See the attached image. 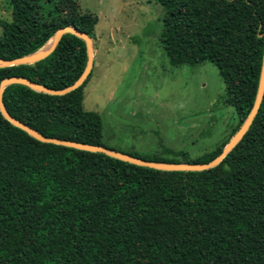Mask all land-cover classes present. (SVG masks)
<instances>
[{"label":"trees","instance_id":"16d2710c","mask_svg":"<svg viewBox=\"0 0 264 264\" xmlns=\"http://www.w3.org/2000/svg\"><path fill=\"white\" fill-rule=\"evenodd\" d=\"M149 1L165 10L161 44L171 65L214 64L225 83V103L238 115L228 140L185 162L209 163L254 106L264 58V0ZM9 5L12 20L1 23L2 59L43 50L64 27L94 40L98 19L82 14L75 0ZM87 64L85 41L68 34L46 59L0 68V85L23 77L63 90ZM91 75L65 96L10 85L6 110L47 138L112 149L104 143L101 116L84 108ZM0 264H264V98L242 141L219 166L202 172L155 170L43 143L0 111Z\"/></svg>","mask_w":264,"mask_h":264},{"label":"rangeland","instance_id":"374dc122","mask_svg":"<svg viewBox=\"0 0 264 264\" xmlns=\"http://www.w3.org/2000/svg\"><path fill=\"white\" fill-rule=\"evenodd\" d=\"M97 17L94 68L84 108L103 120L104 143L120 152L185 163L223 144L238 125L219 69L173 67L161 44L165 10L149 0H75ZM12 20L0 0L2 22Z\"/></svg>","mask_w":264,"mask_h":264},{"label":"water","instance_id":"95a60500","mask_svg":"<svg viewBox=\"0 0 264 264\" xmlns=\"http://www.w3.org/2000/svg\"><path fill=\"white\" fill-rule=\"evenodd\" d=\"M68 34H72L84 40L87 45V51H88L87 67L84 73L82 74V76L72 86L65 88L63 90H51V89L46 88L45 86L36 84L28 80L27 78H23V77L7 78L0 85V111L2 115L4 116V118L7 121H9L11 124L22 129L27 134H29L31 137L35 138L36 140L40 142L64 146L68 148H74L77 150H82V151H87V152L102 153L109 157L130 163V164H134V165L146 167V168H151L155 170L202 172V171H206V170L219 166L223 162V160L228 156V154L234 148H236V146L242 141L244 136L250 130L261 108L263 98H264V58H263V65H262L259 88H258L256 100L252 108V111L250 112L248 118L243 123L239 131L230 139L229 143L224 147L222 154L209 163H205V164L166 163V162L147 161V160H144V159H141V158L117 151V150L106 148L104 146H97V145H92V144L73 142V141L61 140V139H56V138H47L43 136L41 133H39L38 131L34 130L33 128L16 120L8 113V111L6 110L5 104H4V100H3L4 92L8 86L13 85V84H21L37 92H42V93L50 94L53 96H65L77 90L78 88H80L82 85L85 84V82L87 81L89 75L91 74L93 70L94 57H95L93 39L88 34L83 33L74 27H71V26L64 27L56 32V34L52 38V44L50 48L46 50H44L45 49L44 48L43 50L33 55L25 56V57H22L16 60H11V61L0 58V68H8V67L19 66V65H30V64L40 62L46 59L47 57H49L56 50V48L62 41L63 37Z\"/></svg>","mask_w":264,"mask_h":264},{"label":"bare ground","instance_id":"6f19581e","mask_svg":"<svg viewBox=\"0 0 264 264\" xmlns=\"http://www.w3.org/2000/svg\"><path fill=\"white\" fill-rule=\"evenodd\" d=\"M51 44H52V40H51V41L48 43V45L45 47V49H44V50H46V49L50 48Z\"/></svg>","mask_w":264,"mask_h":264},{"label":"crops","instance_id":"0c3cea01","mask_svg":"<svg viewBox=\"0 0 264 264\" xmlns=\"http://www.w3.org/2000/svg\"><path fill=\"white\" fill-rule=\"evenodd\" d=\"M93 68H94V66H93Z\"/></svg>","mask_w":264,"mask_h":264}]
</instances>
